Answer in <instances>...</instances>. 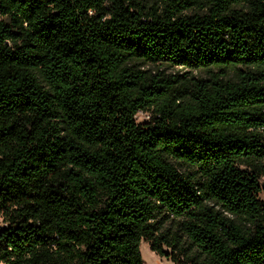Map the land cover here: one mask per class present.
Masks as SVG:
<instances>
[{
  "label": "trees",
  "instance_id": "1",
  "mask_svg": "<svg viewBox=\"0 0 264 264\" xmlns=\"http://www.w3.org/2000/svg\"><path fill=\"white\" fill-rule=\"evenodd\" d=\"M262 180L264 0H0L1 264H264Z\"/></svg>",
  "mask_w": 264,
  "mask_h": 264
},
{
  "label": "rangeland",
  "instance_id": "2",
  "mask_svg": "<svg viewBox=\"0 0 264 264\" xmlns=\"http://www.w3.org/2000/svg\"><path fill=\"white\" fill-rule=\"evenodd\" d=\"M136 66L141 70L146 71L152 75L164 74L165 76H171L172 78H176L180 81L184 79L208 80L212 77V75H215L219 72L218 69L191 70L179 66H171L166 63H157V64L138 63ZM234 74H235L234 71L230 70L226 78L236 81V77L234 76ZM151 117L152 114L149 112L148 113L140 112L136 115L135 121L140 125H144L146 123H149ZM261 184L262 185L264 184V180H262ZM260 199L264 200V196L262 194L260 195ZM210 206H212L215 210L219 211L221 214H223V216L227 217L232 221H235L237 223L244 222V221H240V219L236 218L234 215H231L228 212H226L220 205L211 203ZM0 227H3V220L1 216H0ZM165 251L170 252V250L167 248H165ZM141 254L144 260V264H174L170 259L166 257H161L156 253L152 252L149 248L148 243L145 242H142Z\"/></svg>",
  "mask_w": 264,
  "mask_h": 264
},
{
  "label": "bare ground",
  "instance_id": "3",
  "mask_svg": "<svg viewBox=\"0 0 264 264\" xmlns=\"http://www.w3.org/2000/svg\"><path fill=\"white\" fill-rule=\"evenodd\" d=\"M144 251V250H143Z\"/></svg>",
  "mask_w": 264,
  "mask_h": 264
}]
</instances>
